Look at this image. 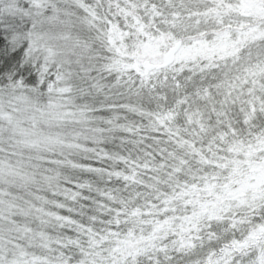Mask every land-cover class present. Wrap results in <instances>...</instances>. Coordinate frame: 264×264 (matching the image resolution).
Here are the masks:
<instances>
[{
  "label": "snow or ice",
  "instance_id": "snow-or-ice-1",
  "mask_svg": "<svg viewBox=\"0 0 264 264\" xmlns=\"http://www.w3.org/2000/svg\"><path fill=\"white\" fill-rule=\"evenodd\" d=\"M0 264H264V0H0Z\"/></svg>",
  "mask_w": 264,
  "mask_h": 264
}]
</instances>
